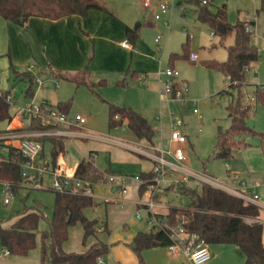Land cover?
Returning <instances> with one entry per match:
<instances>
[{
    "label": "rangeland",
    "instance_id": "374dc122",
    "mask_svg": "<svg viewBox=\"0 0 264 264\" xmlns=\"http://www.w3.org/2000/svg\"><path fill=\"white\" fill-rule=\"evenodd\" d=\"M132 2L133 20L131 27L136 28L148 41L153 52V61L142 58L145 66H153L155 74H148L158 80L157 89L150 94L142 93L144 81L140 74L132 76L130 73L125 77L107 82L104 87L96 91L100 96L93 95L85 86L76 85L62 78H53L48 73L36 74V89L32 98L24 97L26 83L23 80H16L9 77L7 89L12 96L11 108L14 115L20 120L19 124L13 123L7 127L8 122H0V133L12 132L11 137L0 136V144L16 145L18 139L34 138L36 135L52 134L51 129L47 132H38L29 129L31 117L19 113V110L31 100L35 103L46 101L54 105L57 101L72 98L68 110L69 115L79 114L85 118L83 126L75 129L85 138L76 136L65 138L63 135H56L65 139V152L62 160L67 173H73L77 163L82 159L83 153L93 150L92 159L95 166L102 172L119 170L122 173L135 175L138 173V166L133 162L126 161L130 154L137 156L131 147L144 145V141L123 123L122 125L109 127L107 121V105L102 101V97L111 103L132 107L143 115L152 127L156 135L164 140V146H168L171 122L173 118L182 119V127L179 129L187 135L188 142L183 146L186 160L184 165L195 171H204L214 175L218 180L225 182L226 167L223 159L210 156L213 153L215 134L218 128L225 129L229 126L230 120L227 117L225 106L230 102L231 97L218 92L226 88L227 78L214 68L205 65L207 60L223 61L227 58V46L233 42L232 35L227 36L222 42L216 35H211L208 25L201 23L196 17L197 5L192 0H150L151 9L143 8V0H126ZM155 3L169 4L170 9L164 13L158 11ZM225 4L227 19L230 23L248 17H255L260 13L259 0H213L211 8ZM182 6V10L180 7ZM158 13L159 19H154L153 14ZM139 25V26H138ZM160 36L158 42L154 38ZM254 42L259 45L262 40L252 34ZM186 44L189 53H196L198 60H190L186 57H179L173 62V68L179 73L177 80L186 84V96L195 101V105L183 106L178 101H161L159 96L160 80L159 70H164L171 65L169 56L171 53H183V46ZM260 58L254 66L250 67L245 75L244 81L249 87L242 88L245 92V102L253 96V89L258 84H264V48H261ZM3 77V76H2ZM3 85V84H2ZM46 97V98H43ZM46 99V100H45ZM253 102V101H251ZM253 109L248 116V123L256 129H264V105L253 102ZM196 107L198 112L192 111ZM41 122L43 123L42 119ZM44 124V123H43ZM32 131L33 134H26L23 131ZM36 132V133H35ZM42 145V152L36 158V165L51 168V142L48 139L39 140ZM146 144H149L148 142ZM13 145V146H14ZM4 154V152H2ZM176 175H179V172ZM34 175V172H31ZM98 179V178H97ZM96 179V180H97ZM34 181V180H33ZM26 182V183H25ZM20 185L15 193L7 190L0 182V218H7L10 214L26 207L38 204L41 206L44 215L38 224L36 246L25 256L10 255L11 260H18L26 264H40V231L49 228V220L52 214L54 203L53 176L45 171L38 176L36 182L39 186H33L30 178ZM129 186L125 194H120L115 188L108 185L94 188V199L99 202L96 207H86L85 213L90 217L106 219L109 226V233L102 232L99 237L110 244L109 251L104 255L103 263L98 264H130L129 257L136 260L134 252L123 243L124 239L136 231L145 229V219L148 214L141 210V220H137L135 213L137 210L134 200H138L139 193L133 183ZM200 189V188H198ZM5 193L9 197V202L4 203ZM141 198H145L141 196ZM121 200L120 203L116 201ZM157 200L165 206H186L189 197L177 190L170 188L159 193ZM82 229L79 222L75 223L68 230V238L64 246L70 249L79 250L82 244ZM88 238L84 244L89 242ZM213 245H209V250L213 255ZM1 246V245H0ZM160 248L162 246H159ZM165 247V246H163ZM232 250V261L234 264H242L243 257L234 245H229ZM218 261L219 256L213 255ZM118 260H117V259ZM144 262L145 258L143 256ZM117 262V263H116ZM21 264V263H20ZM145 264V263H144ZM186 264H188L186 262ZM191 264V263H190Z\"/></svg>",
    "mask_w": 264,
    "mask_h": 264
},
{
    "label": "trees",
    "instance_id": "16d2710c",
    "mask_svg": "<svg viewBox=\"0 0 264 264\" xmlns=\"http://www.w3.org/2000/svg\"><path fill=\"white\" fill-rule=\"evenodd\" d=\"M196 3V17L201 23L209 26L214 35L222 42L227 36L232 35L233 42L227 46V58L223 61L207 60L205 65L217 69L228 78L226 88L218 94L231 97L225 106L230 124L225 129L218 128L215 134L213 153L210 156L217 159H229L233 152L246 144L247 137H257L264 153V131H258L249 125L247 119L253 109V102L264 105V88L254 87L253 102H245V75L250 64L260 58L258 47L252 42L251 34L245 30L244 22L238 20L230 23L227 19L225 4L211 8L213 0H192ZM260 1V10L264 9V0ZM91 9L107 11L105 0H0V17L17 25H24L31 16L57 19L67 15L84 16ZM252 23V22H250ZM126 37L133 43L137 37V29L126 27ZM183 46V53H171L170 67L179 57L189 59V52ZM9 71L14 79L23 80L27 85L24 97H33L36 89V74L26 69H17L9 61ZM47 73L53 78H62L73 82L76 87L85 86L95 96H100L96 91L104 87L106 81L101 79L93 82L89 79L88 69L85 68L75 73L57 70L48 66ZM134 76V75H133ZM107 105V121L109 127L125 125L137 138L152 143L155 130L149 121L132 107L118 105L101 98ZM72 98L58 101L55 107L67 113ZM12 98L8 89L0 90V122H10L13 118L11 112ZM29 129L42 131L53 128L52 125L43 124L39 117H31ZM30 138V137H29ZM32 139L51 142V168L56 159L65 152V139L55 134L36 135ZM89 151L86 158L81 159L74 169V176L96 180L102 173L94 164ZM24 157L16 152L14 146H9L4 154L0 151V182H7L9 190L15 193L26 180L35 182L37 175L24 177L22 175V162ZM108 171V170H107ZM153 171L140 172V177L145 184L151 179ZM34 180V181H33ZM26 183V182H25ZM141 185L139 193L146 185ZM172 188L165 187V190ZM200 188V189H198ZM178 192L189 197L186 206H167V217L174 222L175 216L185 219V227L198 234L208 245L231 244L234 245L243 257L242 264H264V245L261 240L262 222L258 219L259 207L255 203L222 188L208 184L191 186L179 184ZM99 204L93 197L84 195L75 190H54V203L49 220V228L40 231V264H98V258L109 251L110 244L96 239L84 251H65L62 247L68 238V228L79 222L83 229L82 243L98 232L109 233L106 221L99 223L97 218H88L83 210L86 207H96ZM44 212L40 205L26 206L7 218H0V245L11 255L25 256L36 246L38 224ZM171 242L164 230H138L126 245L137 257V264H144L143 251L156 247L167 246Z\"/></svg>",
    "mask_w": 264,
    "mask_h": 264
},
{
    "label": "crops",
    "instance_id": "0c3cea01",
    "mask_svg": "<svg viewBox=\"0 0 264 264\" xmlns=\"http://www.w3.org/2000/svg\"><path fill=\"white\" fill-rule=\"evenodd\" d=\"M105 6L107 11L91 9L84 16L67 15L57 19L31 16L22 26L0 17V73L3 76V89H7L8 87L7 81L11 76L9 61H12L14 66L19 70H24L30 65L33 66L31 72L34 74H46V69L49 65L57 70L69 73H75L87 68L89 79L93 82L101 79L107 82H113L114 80H119L121 77H125L129 73L132 76L140 74L142 76L141 79L144 81V86L141 90L142 93L150 94L154 89L156 90L158 80L154 76L151 77L148 75L150 73L155 74L156 69L153 66H145L142 61V58L153 61V52L151 50L148 51L150 49L148 41L145 40L144 35L138 32V30V37L133 43H130L126 37V27L132 28V2L128 3L126 0H105ZM240 21L252 22L251 24L255 29V36L262 41L258 45L254 42L252 35L251 40L258 47L259 51L261 48H264V9L260 13H257L255 17L243 18ZM132 29H137V27ZM210 33L212 36L214 35L212 31ZM159 39L160 36L157 41L154 38V41L158 42ZM123 42L125 43L123 44ZM255 63L257 61L251 63L250 67L254 66ZM221 75L227 78L223 74ZM245 84V87L248 88V83L245 82ZM103 99L108 101L106 98ZM11 112L13 113V118L8 122L6 128L10 127L13 123H20L18 117L14 115L15 110L13 111L11 108ZM82 126L83 124L70 128L64 125L57 127L66 129L69 132L64 135L65 138L76 136L85 138L81 133L75 131V129H80ZM252 127L255 128L254 126ZM256 130L264 131V129ZM46 131L42 130V132ZM23 132L26 134L34 133L29 130ZM12 135V132L0 133V136L5 137H11ZM143 141L144 145L131 147V151L137 156L130 154L131 156L129 158H124V160L133 162L138 166V173L135 175H140V172H148L152 169L153 161L145 152H154V149L160 147L161 141L164 140L158 138L155 132L152 143L146 144L147 141ZM89 151L91 150L83 153L82 159L88 156ZM62 155L60 154L59 157L63 162ZM224 165L226 167L225 184L235 186L238 184V180H242L245 182L248 191L258 195L256 205L259 207L258 219L262 222L261 240L264 245V153L260 147L259 139L257 137H247L246 144L236 149L232 157L224 160ZM111 171L122 173L119 170ZM234 175L238 179L234 178ZM84 210L83 212L88 218H95L87 215ZM160 211L164 213L167 209L160 208ZM97 219L99 223L106 221L108 226L106 219ZM71 226H69L68 230ZM138 230L145 229H136V231H133L129 235L130 237L124 239L123 243L128 242ZM101 233L98 232L95 236L88 237L90 239L87 245L84 246L85 243H82L83 247L79 250L67 248L64 246L65 241L62 247L65 251H84L96 239L105 241L99 237ZM229 245L231 244H214L213 255L219 256L220 260L215 261L214 256L209 250L211 259L207 264H234L232 261L233 253ZM10 255L0 246V264H26L18 260H11L9 258ZM143 256L145 258V264L191 263L183 254H171L167 247L163 246L161 248L159 246L148 248L143 251ZM101 259L103 263V258L101 257ZM129 262L130 264H136V260L130 257Z\"/></svg>",
    "mask_w": 264,
    "mask_h": 264
},
{
    "label": "built area",
    "instance_id": "2783aa9c",
    "mask_svg": "<svg viewBox=\"0 0 264 264\" xmlns=\"http://www.w3.org/2000/svg\"><path fill=\"white\" fill-rule=\"evenodd\" d=\"M207 0H202V3H206ZM142 5L144 8L151 9L152 3L150 0H143ZM158 11L164 13L170 9L169 4L155 3ZM182 10V6L180 7ZM154 19H159L158 13L153 14ZM245 30L251 35L255 33V29L250 22H244ZM159 36L155 38L157 41ZM125 42H123L124 44ZM190 60H198L196 53L189 54ZM26 70L32 71L33 66H27ZM159 75L163 78L160 80L159 96L160 100L165 101H178L183 106L195 105V101L190 100L186 96V84L183 81L177 80L179 75L178 71L173 67H168L164 70H159ZM3 79L0 73V90L3 89ZM257 88L263 89L264 84H258ZM247 101H253L254 97L251 95ZM194 113L198 110L194 106L192 108ZM19 113L24 115L39 117L44 124L52 125V134L66 135L69 133L66 129L58 128L59 125H64L67 128L80 126L85 122V118L79 114L69 115L58 110L55 106L49 104L46 101L35 103L34 101L27 102L20 110ZM172 128L170 132L169 144L164 146V141H161V145L155 148L154 152L146 153L152 161L153 175L151 179L145 184V181L140 175H127L123 173H117L113 171L102 172L97 180H91L87 178H80L74 176L73 173H67L64 163L58 156L53 168L48 169L47 166L36 165V158L40 156L43 145L37 139L23 138L19 139L17 145H14L16 152L24 157L22 162V175L24 177H31L34 175L39 176L45 171H48L53 176V189L58 191L72 190L79 191L84 195L95 197L94 188L97 186L108 185L111 188H115L120 194H125L128 182L134 184L139 189L141 185H146L145 189L139 193V199L135 201L137 210L135 217L137 220H141L142 216L140 211L144 210L148 216L145 219V231L151 230H164L171 242L166 246L171 254L181 253L186 256L191 264H207L211 259L209 252V245L198 236L197 233L188 230L184 223L185 219L179 216H175L174 222H170L167 217V211L161 212L160 208H167L162 205L158 200V195L162 191H165V187L171 186L178 191L179 184H188L191 186H200L202 184H208L214 187L227 190L246 201L252 203L257 202L258 195L247 190V186L244 181L238 180V184L231 186L218 180L213 175L206 171H195L188 169L183 163L186 160L184 145L187 142V136L179 129L182 125L181 118H173L171 122ZM48 131V130H47ZM46 131V132H47ZM8 144H0V151L7 152L9 149ZM34 172V175H31ZM179 172V175H176ZM234 178H237L234 175ZM238 179V178H237ZM7 190H9V184L2 182ZM33 186H39L38 182H34ZM144 196L145 198H141ZM4 203L9 202V197L5 193ZM118 203L121 200L117 199ZM98 263H102V259L98 258Z\"/></svg>",
    "mask_w": 264,
    "mask_h": 264
}]
</instances>
